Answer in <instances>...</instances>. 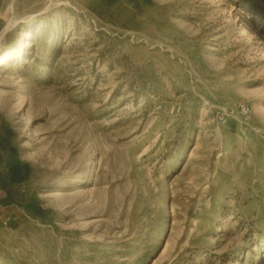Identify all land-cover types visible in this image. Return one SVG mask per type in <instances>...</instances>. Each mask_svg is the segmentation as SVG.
Here are the masks:
<instances>
[{
    "label": "rangeland",
    "instance_id": "rangeland-1",
    "mask_svg": "<svg viewBox=\"0 0 264 264\" xmlns=\"http://www.w3.org/2000/svg\"><path fill=\"white\" fill-rule=\"evenodd\" d=\"M27 30L0 264H264V0H0V55Z\"/></svg>",
    "mask_w": 264,
    "mask_h": 264
},
{
    "label": "bare ground",
    "instance_id": "bare-ground-1",
    "mask_svg": "<svg viewBox=\"0 0 264 264\" xmlns=\"http://www.w3.org/2000/svg\"><path fill=\"white\" fill-rule=\"evenodd\" d=\"M14 26V24H13ZM12 26V27H13ZM11 28V27H10ZM12 29V28H11ZM8 31V30H7ZM4 35V34H3ZM31 33L29 32V30L25 31L22 36V40L19 41L18 43L15 44V46L10 49V51L0 55V65L4 64L5 61H7L9 59L10 56H12L13 54L17 53L18 51H20V48H24V47H27L28 46V39L30 37ZM5 37V36H4ZM3 40V39H2ZM2 42V41H0Z\"/></svg>",
    "mask_w": 264,
    "mask_h": 264
},
{
    "label": "built area",
    "instance_id": "built-area-1",
    "mask_svg": "<svg viewBox=\"0 0 264 264\" xmlns=\"http://www.w3.org/2000/svg\"><path fill=\"white\" fill-rule=\"evenodd\" d=\"M236 111L241 118H248L250 115V110L245 104L238 105Z\"/></svg>",
    "mask_w": 264,
    "mask_h": 264
}]
</instances>
